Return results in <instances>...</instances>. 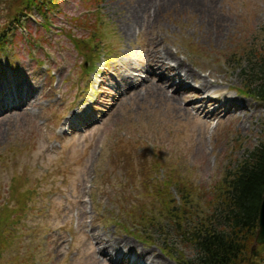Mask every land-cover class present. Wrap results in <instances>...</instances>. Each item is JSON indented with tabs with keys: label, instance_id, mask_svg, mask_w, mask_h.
Returning a JSON list of instances; mask_svg holds the SVG:
<instances>
[{
	"label": "rangeland",
	"instance_id": "374dc122",
	"mask_svg": "<svg viewBox=\"0 0 264 264\" xmlns=\"http://www.w3.org/2000/svg\"><path fill=\"white\" fill-rule=\"evenodd\" d=\"M21 1L0 2V38L9 37L0 44V264H91L85 256L95 239L84 232L92 229L146 244L169 264L195 262L196 250L175 233L161 201L169 196L180 206L185 183L196 189L187 202L190 219L203 217L201 197L264 142V102L235 94L253 79L242 71L248 49L258 48L264 60V0L169 6L145 23L128 22L139 0H53L48 9L30 10ZM146 1V8L156 2ZM217 18L222 33L205 37ZM91 21L89 42L81 22ZM133 24L126 39L123 30ZM153 38L218 83L177 95L178 112L148 97ZM90 52L98 53L93 63ZM126 75L139 82L126 88ZM27 92L32 106L22 111ZM228 96L255 113L227 115L217 107ZM203 97L212 103L198 104Z\"/></svg>",
	"mask_w": 264,
	"mask_h": 264
},
{
	"label": "trees",
	"instance_id": "16d2710c",
	"mask_svg": "<svg viewBox=\"0 0 264 264\" xmlns=\"http://www.w3.org/2000/svg\"><path fill=\"white\" fill-rule=\"evenodd\" d=\"M21 3L27 10L33 7L48 9L53 0H23ZM16 13L14 18L18 20ZM81 24L89 29L87 38L90 42L94 37V21ZM3 32L4 30L0 31V37ZM6 37L5 41L9 38ZM5 41L0 38V44H5ZM79 46L77 43L78 48ZM85 51L87 52V49ZM90 53L93 55V63L97 60L98 53ZM247 55L249 58H244L245 68L242 71L248 72V76L253 79L244 85V91H240L264 101V60L258 55V48L254 46L248 49ZM222 179L210 195L201 197L202 208L208 210V213L199 219H190L189 216L193 212L187 207L188 198L191 201L190 198L195 195V188L188 189L187 184H182L179 188L182 200L180 206H174L166 198L169 196L163 195L162 210L167 212L175 233L196 250L195 262L187 264H264V245L256 248L255 256L250 262L251 246L258 228L259 205L264 190V142L246 151L233 169L222 173ZM166 189L168 192L167 185ZM13 212L16 213L15 209ZM7 218L8 215L2 219L6 221ZM143 221L149 223L147 219ZM149 227H153L152 222Z\"/></svg>",
	"mask_w": 264,
	"mask_h": 264
},
{
	"label": "bare ground",
	"instance_id": "6f19581e",
	"mask_svg": "<svg viewBox=\"0 0 264 264\" xmlns=\"http://www.w3.org/2000/svg\"><path fill=\"white\" fill-rule=\"evenodd\" d=\"M140 2L136 5L133 11H131L132 15L129 18L128 22H132V17H135L137 20L135 22L145 23L146 17L153 18L156 17L162 10V8L169 6H185L183 8L189 9H198L196 5L198 4H207L209 1L213 0H156L153 4L146 8V5L149 1L139 0ZM150 10H152L153 14ZM208 12L216 16L215 6L210 5L208 7ZM200 18H204L203 15ZM217 23L213 27H206L203 35L208 37L209 34L218 37L222 33V27L224 26V22L219 18L216 19ZM153 22V21H152ZM143 25V24H142ZM132 27H127L123 30V36L126 39H129L132 35V31L134 30L136 25H131ZM150 59L151 62L148 65L147 72L150 74L148 78H146V83H144V87L148 92V97L156 98L161 97L164 101H169L171 109H174L176 112L182 110L183 108L175 102L177 99V95L180 94V97H185L191 93L205 92L207 89L213 86V84H217L218 81L214 80L210 82L208 79L202 77L195 69L188 66L185 61L180 60L176 57L172 51L166 46L158 47L156 43H154V38L150 42ZM125 70H128V65ZM122 83H124L126 88L133 87L139 81H133L129 75L123 76L121 78ZM190 82H196V90H190L189 84ZM171 84L175 85V90L173 92L170 91ZM18 88V87H16ZM14 90L15 94L18 96L23 90L18 88ZM228 89H230L228 87ZM220 90L217 88L216 91ZM5 96H9L5 94ZM4 96H1L2 98ZM212 101L210 98L206 101V97L201 98L198 104H202V106H208ZM262 105V103H258ZM8 106V105H6ZM31 105L30 94L27 92L26 97L22 100V111ZM258 106V105H257ZM12 107H15V104H12ZM217 108H223L226 110V114L237 119L238 114L237 111H241V113L248 114L249 117L255 113L253 109L251 113L248 112L251 110L249 106L244 101H238L235 97H226L223 98L221 103ZM9 110V108H7ZM217 110L213 109L210 112V115L216 114ZM9 118L10 116L4 114L2 119ZM82 230H84V224L81 225ZM95 229H92L88 232H84L88 239H95V249L90 250L86 254V258H88L91 264H169V262L159 253H156L154 250L146 247V244H142L143 247H138L135 243L123 238L121 235L117 233L108 234V233H95ZM131 255H134L131 258ZM171 264V263H170Z\"/></svg>",
	"mask_w": 264,
	"mask_h": 264
},
{
	"label": "water",
	"instance_id": "95a60500",
	"mask_svg": "<svg viewBox=\"0 0 264 264\" xmlns=\"http://www.w3.org/2000/svg\"><path fill=\"white\" fill-rule=\"evenodd\" d=\"M261 244H264V190L259 205L258 230L256 232L254 244L252 245V253H254L255 247Z\"/></svg>",
	"mask_w": 264,
	"mask_h": 264
}]
</instances>
